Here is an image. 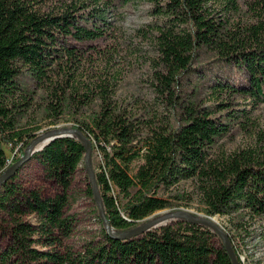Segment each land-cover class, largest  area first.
<instances>
[{"label":"trees","instance_id":"16d2710c","mask_svg":"<svg viewBox=\"0 0 264 264\" xmlns=\"http://www.w3.org/2000/svg\"><path fill=\"white\" fill-rule=\"evenodd\" d=\"M131 1L0 0V174L36 136L19 123L33 104L34 88H47L51 118L69 113L75 118L72 127L91 142L96 183L115 232L110 236L97 215L96 242L79 251L66 244L75 224L74 216L64 213L67 190L78 166H84L85 145L76 137H57L30 158L58 183L59 193L43 197L15 181L30 158L0 186V219L7 216L9 237L0 264H232L220 240L215 246L210 228L183 219L119 238L145 217L171 207L167 192L188 179L195 181L207 216L233 215L238 232L244 231L246 218L264 221V151L216 155L230 118L201 105L199 85L185 77L212 54L209 64L230 63L248 80L245 86L214 77L208 84L213 91L264 102V0H248L250 16L243 19L238 0H147L152 13L166 22L152 86L175 114L173 123L159 125L121 109L106 78L82 80L90 77L103 42L113 38L111 14ZM215 1L219 10L211 8ZM6 146L19 155L9 159ZM87 193L93 196L89 179ZM30 215L35 222L23 219Z\"/></svg>","mask_w":264,"mask_h":264},{"label":"rangeland","instance_id":"374dc122","mask_svg":"<svg viewBox=\"0 0 264 264\" xmlns=\"http://www.w3.org/2000/svg\"><path fill=\"white\" fill-rule=\"evenodd\" d=\"M248 0H238L241 8L240 18L250 16ZM212 9H220L221 3H210ZM152 4L147 0H132L117 12L112 13L111 22L114 26L113 38L103 42L105 47L99 57L90 66V77L85 74L82 80L91 83L99 76L106 78L112 87V97L115 103L133 114L152 120L156 125L173 123L174 111L171 105L163 102L152 86L153 72L159 63V34L166 29L162 16L152 13ZM168 25V24H167ZM212 54L201 58L203 65L194 64L193 69L185 75L190 85H199L197 92L201 105L207 107L214 115L230 118L229 129L218 140L216 155H224L239 150L264 151V102L247 94H232L213 91L209 87L210 79L214 77L230 78L236 85H247V75L237 70L233 65L223 61L209 64ZM208 64V65H207ZM96 76V77H95ZM83 82V81H82ZM28 86H32L29 81ZM47 88H34V99L30 109L21 119L19 127L42 134L50 130H71L75 118L63 112L54 121L47 111L49 101ZM89 111H87L88 113ZM9 159L16 153L5 147ZM99 158V157H98ZM92 159V158H91ZM15 181L23 189H36L43 197H52L60 192L58 183L45 176L41 163L31 157L17 172ZM88 177L84 166L80 164L72 176L67 190L68 202L64 208L67 216H74L75 224L66 244L74 250L82 248L90 242H96L100 237L101 223L93 196L87 193ZM173 202L171 207L158 210L145 217L142 222L152 220L178 210H188L199 216H207L196 183L192 179L182 180L167 192ZM23 219L35 222L33 215L23 216ZM214 220L236 244L243 264H264V221L258 218H246L242 224L244 231L238 232L236 218L216 215ZM177 219H167L162 224L175 222ZM7 216L0 219V252L7 244ZM141 222V223H142ZM215 246H219V238L215 236Z\"/></svg>","mask_w":264,"mask_h":264},{"label":"water","instance_id":"95a60500","mask_svg":"<svg viewBox=\"0 0 264 264\" xmlns=\"http://www.w3.org/2000/svg\"><path fill=\"white\" fill-rule=\"evenodd\" d=\"M62 136H70V137H76L78 140H80L85 145V153H84V169L86 172V175L89 179V183L91 185V190L93 193V200L95 202V205L97 207L98 215L100 219L104 222V225L106 227V231L110 236H115V232L111 230V227L106 219L104 207L102 203V199L98 190V186L96 183V178L94 174V170L92 167V160H91V152H92V146L90 140L83 135V133L77 129L73 128L71 130H50L46 131L42 134L36 135L32 141L29 143L27 148L24 151V154L15 162H13L11 165H9L1 174H0V186L6 182L10 177L13 176V174L19 169L20 166L26 162L32 153L36 152L37 150L41 149L44 145L49 143L51 140L62 137ZM41 144V146H39ZM183 219L188 221L190 224H200L203 226H206L210 228L219 238L221 241L223 247L225 248V251L227 252L232 264H239L236 254L234 252L231 240L227 233L212 219V217L209 216H199L198 214H195L193 212H190L188 210H178L173 213L165 214L163 216H160L158 218L147 220L145 222L140 223L139 225L135 226L134 228L130 229L124 234H121L119 238L126 239L130 237L137 236L139 234L144 233L145 231H148L152 228L158 227L162 224L164 220L167 219Z\"/></svg>","mask_w":264,"mask_h":264},{"label":"bare ground","instance_id":"6f19581e","mask_svg":"<svg viewBox=\"0 0 264 264\" xmlns=\"http://www.w3.org/2000/svg\"><path fill=\"white\" fill-rule=\"evenodd\" d=\"M39 146H41V144H40ZM214 220H216V221H217V219H214Z\"/></svg>","mask_w":264,"mask_h":264}]
</instances>
